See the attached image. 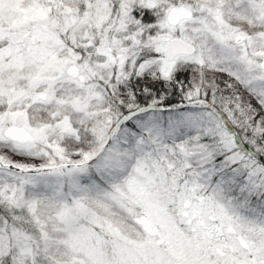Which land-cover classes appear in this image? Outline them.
I'll return each mask as SVG.
<instances>
[{
	"label": "snow or ice",
	"instance_id": "snow-or-ice-1",
	"mask_svg": "<svg viewBox=\"0 0 264 264\" xmlns=\"http://www.w3.org/2000/svg\"><path fill=\"white\" fill-rule=\"evenodd\" d=\"M0 264H264V0H0Z\"/></svg>",
	"mask_w": 264,
	"mask_h": 264
}]
</instances>
